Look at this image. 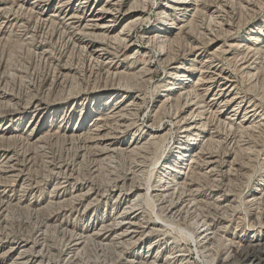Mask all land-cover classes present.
Instances as JSON below:
<instances>
[{"label":"bare ground","instance_id":"bare-ground-1","mask_svg":"<svg viewBox=\"0 0 264 264\" xmlns=\"http://www.w3.org/2000/svg\"><path fill=\"white\" fill-rule=\"evenodd\" d=\"M155 1L0 0L2 15L22 14L3 23L21 29V44L30 14L62 29L104 75L103 87L73 94L70 85L46 104L1 87L0 264H264L258 2L161 0L150 15ZM59 70L67 79L74 69ZM47 142L75 153L47 155L35 171ZM13 210L40 225L9 230Z\"/></svg>","mask_w":264,"mask_h":264},{"label":"rangeland","instance_id":"rangeland-1","mask_svg":"<svg viewBox=\"0 0 264 264\" xmlns=\"http://www.w3.org/2000/svg\"><path fill=\"white\" fill-rule=\"evenodd\" d=\"M255 1L258 2L257 4L258 8L256 9V11L259 13L256 19H254L253 23L255 22L261 23L264 18V0L261 1L255 0ZM160 2L161 0H156L153 5H150L149 7L150 15H153L154 10L156 9L157 5ZM238 7L239 5L235 3L234 9L236 14L242 17V20L247 19L248 18L247 13H245L242 9H240L241 7L239 8ZM14 17L22 18V14L20 13L17 15H11V17L9 15L8 17H6L0 13V89L5 87L4 89L8 93L11 92L17 98L19 97L21 102H23L24 99H27L34 95L38 99H47L44 100L45 102H43L46 104L52 101L64 99L67 96L70 85H72L71 87L73 89L72 91L73 94L77 92L79 93L81 92L82 94L84 93L83 91H89L93 87L94 88L103 87L104 75L102 74L99 65H96L93 62H91L86 52L79 51L78 49H76L71 44L72 42L69 39L68 35H66L62 29H60L56 25H52V26L40 25L39 23L36 22L35 20L36 18L34 17L32 18L31 15L28 14V16L26 15L23 18L25 20V22L23 23L25 27H27L28 29L27 31L30 32L28 37L30 36L29 39L31 41L28 39L29 43L21 44L22 43L21 38L24 35L21 29L16 27L14 28L11 26H4L5 24H3L7 20L10 21ZM26 19L30 23L27 22ZM225 20L228 21L227 18H225ZM32 26L34 27V30H36L35 33L34 30H32L33 29ZM57 29H59V31ZM236 35L238 36L239 34ZM40 45H44L46 48H48L47 57L41 55L40 51L36 50L37 47H39ZM63 66H66L72 70L74 69L73 74L70 75L69 78L67 79L60 78L61 75L59 69H62ZM163 78L164 76L162 75L161 71L157 68L155 81L157 83H161L163 81ZM56 103L58 104L68 103V104H63L64 107L66 106L65 107L66 111L68 112V114L69 112H71L70 114L74 113L75 109L73 110L74 107H71V103L67 101L56 102ZM84 103L86 104L83 109L85 110L90 109L91 102H84ZM51 109H57V108L52 107ZM145 112L146 110L143 111V113ZM78 113L79 112L77 111L75 114L76 118ZM46 115H47L46 113L42 114V116H46ZM59 117H57L56 119L58 120ZM143 118L145 119V121H147L144 115L142 119ZM89 123L91 122H88L86 126L89 125ZM11 125H15V121L12 122ZM26 125H27V120L25 119L22 120L21 128L24 129ZM12 127L14 126H11V128ZM31 127H33V125H31ZM74 153L75 150L73 148H69L68 146L62 144L61 142H57V143L47 142L44 145L43 150L41 151L36 150L33 153L36 162L35 171H40L42 163L44 167L47 155L55 154V156H58V154H63L65 156L67 155L71 157L74 155ZM86 165H87L86 163L82 165L81 168L83 171H85L84 170L85 167L87 168ZM105 173L106 172L102 170L100 176L106 175ZM84 174H87V171ZM6 215H7V223L5 224V226L9 230L16 232L19 231L20 233H26L31 228L40 225L41 222L40 218L35 219V217L18 210L10 211ZM1 221H2V217L0 215V222ZM57 239L58 238H56V240ZM91 252H90V259L93 260L94 254L93 252L92 253Z\"/></svg>","mask_w":264,"mask_h":264}]
</instances>
